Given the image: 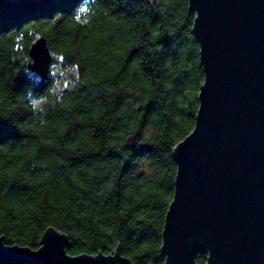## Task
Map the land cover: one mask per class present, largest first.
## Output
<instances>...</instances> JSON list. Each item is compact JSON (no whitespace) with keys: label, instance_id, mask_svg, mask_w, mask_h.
<instances>
[{"label":"trees","instance_id":"obj_1","mask_svg":"<svg viewBox=\"0 0 264 264\" xmlns=\"http://www.w3.org/2000/svg\"><path fill=\"white\" fill-rule=\"evenodd\" d=\"M192 22L187 0H0L2 244L36 250L51 226L68 255L163 264L172 148L203 82ZM40 36L46 81L27 67Z\"/></svg>","mask_w":264,"mask_h":264},{"label":"water","instance_id":"obj_2","mask_svg":"<svg viewBox=\"0 0 264 264\" xmlns=\"http://www.w3.org/2000/svg\"><path fill=\"white\" fill-rule=\"evenodd\" d=\"M203 82L192 131L172 148L173 198L164 218L163 264H264V0H187ZM27 67L41 81L53 57L43 36ZM133 137L127 138L132 147ZM53 227L39 248L4 245L0 264H132L111 254L68 255Z\"/></svg>","mask_w":264,"mask_h":264},{"label":"rangeland","instance_id":"obj_3","mask_svg":"<svg viewBox=\"0 0 264 264\" xmlns=\"http://www.w3.org/2000/svg\"><path fill=\"white\" fill-rule=\"evenodd\" d=\"M50 73V72H49ZM56 73H60L61 75H64L65 73H63V72H60V70H59V66H55V68H54V71H53V74H56Z\"/></svg>","mask_w":264,"mask_h":264}]
</instances>
